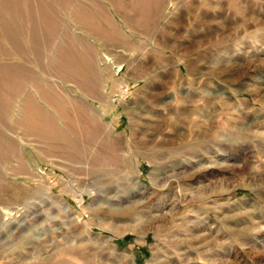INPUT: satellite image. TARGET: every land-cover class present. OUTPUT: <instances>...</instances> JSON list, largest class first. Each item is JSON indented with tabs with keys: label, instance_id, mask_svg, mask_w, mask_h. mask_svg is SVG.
<instances>
[{
	"label": "rangeland",
	"instance_id": "obj_1",
	"mask_svg": "<svg viewBox=\"0 0 264 264\" xmlns=\"http://www.w3.org/2000/svg\"><path fill=\"white\" fill-rule=\"evenodd\" d=\"M0 264H264V0H0Z\"/></svg>",
	"mask_w": 264,
	"mask_h": 264
},
{
	"label": "crops",
	"instance_id": "obj_2",
	"mask_svg": "<svg viewBox=\"0 0 264 264\" xmlns=\"http://www.w3.org/2000/svg\"><path fill=\"white\" fill-rule=\"evenodd\" d=\"M155 24L149 28L142 25H140V28L139 25H130V32H137V34L133 36L132 33H126L119 25L111 21L93 30L90 37L99 43L102 49V55H104L108 61L106 63V69L117 72L118 67L121 66L125 68L124 71H135L134 68H132L137 62L134 58V54L136 53L138 56L140 53H144L143 49H146V47L158 48V46L152 42L153 40L148 39V36L145 35V33L152 32L154 29L157 30L155 28L157 25ZM161 25L162 22L158 27L161 28ZM143 32L145 33L143 34Z\"/></svg>",
	"mask_w": 264,
	"mask_h": 264
},
{
	"label": "bare ground",
	"instance_id": "obj_3",
	"mask_svg": "<svg viewBox=\"0 0 264 264\" xmlns=\"http://www.w3.org/2000/svg\"><path fill=\"white\" fill-rule=\"evenodd\" d=\"M77 115L79 116L80 114H65L64 112H59L57 113L58 117L56 121L53 122H46L47 120L42 118L41 116H37L34 119V122L36 124L34 127V131L36 132L38 130L40 135L43 134L49 136L50 134L52 141L56 142L59 145H62V149L58 148V151L62 152V154L60 155L62 157H67L71 161H77L79 158V149L77 146L78 140H82L84 137H86V134H88V137H90L91 135L94 136V134L89 135V123L82 117L79 118ZM59 122H62L63 127L61 126V124H59ZM68 151L71 154L68 153V155Z\"/></svg>",
	"mask_w": 264,
	"mask_h": 264
}]
</instances>
